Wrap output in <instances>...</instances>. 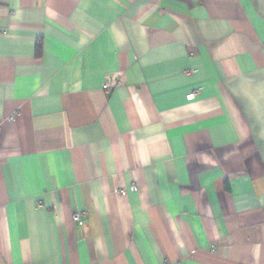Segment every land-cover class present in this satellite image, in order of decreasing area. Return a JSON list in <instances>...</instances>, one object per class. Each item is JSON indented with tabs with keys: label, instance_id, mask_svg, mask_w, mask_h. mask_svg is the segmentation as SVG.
I'll use <instances>...</instances> for the list:
<instances>
[{
	"label": "crops",
	"instance_id": "1",
	"mask_svg": "<svg viewBox=\"0 0 264 264\" xmlns=\"http://www.w3.org/2000/svg\"><path fill=\"white\" fill-rule=\"evenodd\" d=\"M0 264H264V0H0Z\"/></svg>",
	"mask_w": 264,
	"mask_h": 264
},
{
	"label": "built area",
	"instance_id": "2",
	"mask_svg": "<svg viewBox=\"0 0 264 264\" xmlns=\"http://www.w3.org/2000/svg\"><path fill=\"white\" fill-rule=\"evenodd\" d=\"M115 84H116L115 78L109 76L105 80L104 87H105V89H110L113 86H115ZM12 118H13V116H9V119H12ZM130 189L131 190H136L135 184H132L130 186ZM126 192H127V190L124 189V188L119 189V194L122 195V196L126 195ZM83 215H85V212H78V211H76V212L73 213V219L76 220V221H78V220H80L82 218Z\"/></svg>",
	"mask_w": 264,
	"mask_h": 264
}]
</instances>
